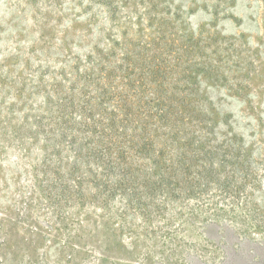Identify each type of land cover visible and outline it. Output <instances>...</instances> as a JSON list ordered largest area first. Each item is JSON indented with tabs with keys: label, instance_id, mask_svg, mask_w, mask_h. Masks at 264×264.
<instances>
[{
	"label": "rangeland",
	"instance_id": "1",
	"mask_svg": "<svg viewBox=\"0 0 264 264\" xmlns=\"http://www.w3.org/2000/svg\"><path fill=\"white\" fill-rule=\"evenodd\" d=\"M125 96L204 126L180 183L72 166ZM0 264H264V0H0Z\"/></svg>",
	"mask_w": 264,
	"mask_h": 264
},
{
	"label": "trees",
	"instance_id": "2",
	"mask_svg": "<svg viewBox=\"0 0 264 264\" xmlns=\"http://www.w3.org/2000/svg\"><path fill=\"white\" fill-rule=\"evenodd\" d=\"M117 100L113 110L115 116L114 119L111 118L113 128L110 132H108L110 125H102L100 129L89 123L83 126L89 132L95 129L98 131L95 134L98 138L96 144L100 146L91 145L89 150L93 152L89 159L82 156L81 149L85 144L83 138L91 140V136L76 134L81 131L80 129L73 132V136L78 137H73L68 146L74 159L72 166L75 167L81 161L90 167L102 166L106 170L105 175L110 176L115 184L130 181L134 185L145 186L147 183V187L150 185L163 188L174 181L180 183L187 156V150L183 145L187 144L189 137L196 132L205 133L204 126L199 122L194 124L192 120L185 119L181 122L179 117L184 119V116L188 115L182 113L181 109L168 110L158 107L156 111L148 109V112L142 114L134 96L120 97ZM125 101H130L132 105L125 107L122 104ZM193 114L189 112L188 120ZM86 117L87 121L92 119V116ZM150 117L153 118L152 122L146 120ZM103 134L106 136L109 134L108 138H101ZM101 161H104V164ZM142 171L150 174L147 180L140 177L139 172ZM94 175L96 172L88 169L87 174L80 176L87 180ZM81 177L77 175L73 182L79 183ZM165 197L167 198L166 195Z\"/></svg>",
	"mask_w": 264,
	"mask_h": 264
}]
</instances>
